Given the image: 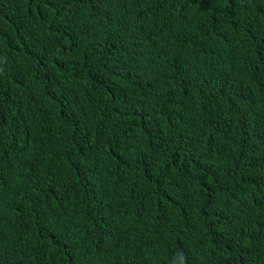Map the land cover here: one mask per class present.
Wrapping results in <instances>:
<instances>
[{"label":"trees","instance_id":"obj_1","mask_svg":"<svg viewBox=\"0 0 264 264\" xmlns=\"http://www.w3.org/2000/svg\"><path fill=\"white\" fill-rule=\"evenodd\" d=\"M0 264H264V0H0Z\"/></svg>","mask_w":264,"mask_h":264}]
</instances>
